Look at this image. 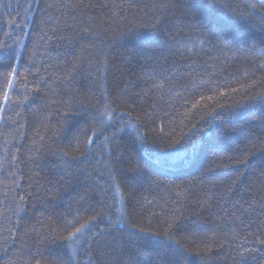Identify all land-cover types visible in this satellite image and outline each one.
Masks as SVG:
<instances>
[{
	"label": "trees",
	"instance_id": "trees-1",
	"mask_svg": "<svg viewBox=\"0 0 264 264\" xmlns=\"http://www.w3.org/2000/svg\"><path fill=\"white\" fill-rule=\"evenodd\" d=\"M262 18L0 0V264H264Z\"/></svg>",
	"mask_w": 264,
	"mask_h": 264
},
{
	"label": "snow or ice",
	"instance_id": "snow-or-ice-1",
	"mask_svg": "<svg viewBox=\"0 0 264 264\" xmlns=\"http://www.w3.org/2000/svg\"><path fill=\"white\" fill-rule=\"evenodd\" d=\"M54 6L55 5H52V4L49 5V7H54ZM252 7L255 8L256 5H252ZM9 67H10V71L3 74L4 82H5V89H6L3 95V99L5 102H7L9 98L8 93L11 91L13 87V80L16 78V75H17L16 69L14 67H11V65H9ZM24 79L27 80L28 77L25 76ZM102 115L106 116L108 120L111 119V116L107 115V113H102ZM93 135H95V133H93ZM87 142L91 144L93 141L89 139ZM242 162H245V161H242ZM245 211H247V209H245ZM95 219L97 218L93 217V220ZM91 223H92V220H90L88 224H81L79 227H76L74 231H71L69 235L64 237V239L71 242L73 245H75L77 241H82L84 243H87V240L85 239V233L91 231V228L89 227ZM141 231H143V229H141ZM260 243L264 244V240H260ZM244 251H249V250L245 249ZM240 255H243V253H240Z\"/></svg>",
	"mask_w": 264,
	"mask_h": 264
}]
</instances>
